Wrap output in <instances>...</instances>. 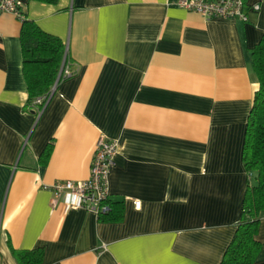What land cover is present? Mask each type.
<instances>
[{
    "label": "crops",
    "instance_id": "0c3cea01",
    "mask_svg": "<svg viewBox=\"0 0 264 264\" xmlns=\"http://www.w3.org/2000/svg\"><path fill=\"white\" fill-rule=\"evenodd\" d=\"M16 1L22 18L0 15V264L37 249V264H219L248 179L259 87L249 49L264 35V0H245V21L176 0ZM23 19L60 39L59 71L71 70L40 116ZM100 136L118 143L108 188L120 216L71 209L66 194L52 208L48 187L87 179ZM256 239L252 264H264V216Z\"/></svg>",
    "mask_w": 264,
    "mask_h": 264
},
{
    "label": "trees",
    "instance_id": "16d2710c",
    "mask_svg": "<svg viewBox=\"0 0 264 264\" xmlns=\"http://www.w3.org/2000/svg\"><path fill=\"white\" fill-rule=\"evenodd\" d=\"M21 44L23 73L31 102L53 85L63 59L64 46L58 37L42 31L26 19L22 20ZM249 53L259 87L254 93L242 146V162L248 179L237 228L219 264H252L260 249L256 234L264 216V35L249 49ZM110 205V211L98 218L120 216L116 209L118 204L112 207L110 201ZM15 254L22 264H37L42 259L40 249Z\"/></svg>",
    "mask_w": 264,
    "mask_h": 264
},
{
    "label": "built area",
    "instance_id": "2783aa9c",
    "mask_svg": "<svg viewBox=\"0 0 264 264\" xmlns=\"http://www.w3.org/2000/svg\"><path fill=\"white\" fill-rule=\"evenodd\" d=\"M175 4L188 11H194L206 19L226 18L247 19L245 0H176ZM254 10L259 6L254 5ZM11 13L17 18H22L21 4L16 0H0V15ZM71 75L68 64L63 65L57 79L50 89L32 100L31 107L37 116L52 97L58 81ZM118 143L115 140L100 136L95 145L89 177L82 181L61 180L55 181L48 188L52 192L51 207L54 208L62 195L68 196L67 204L71 209H83L94 213L97 217L110 211V193L108 176L114 164ZM135 207L140 206L139 201L134 202Z\"/></svg>",
    "mask_w": 264,
    "mask_h": 264
}]
</instances>
